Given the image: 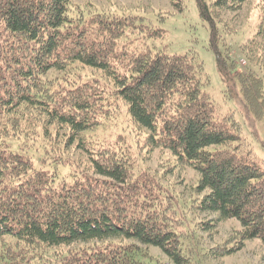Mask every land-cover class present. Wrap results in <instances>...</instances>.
Returning a JSON list of instances; mask_svg holds the SVG:
<instances>
[{
  "label": "trees",
  "instance_id": "16d2710c",
  "mask_svg": "<svg viewBox=\"0 0 264 264\" xmlns=\"http://www.w3.org/2000/svg\"><path fill=\"white\" fill-rule=\"evenodd\" d=\"M244 1L195 4L221 79L261 120L264 0L240 47L256 68L240 70L216 47L222 13ZM138 33L164 31L73 0H0V264H164L148 246L172 264H205L248 239L264 243V168L239 123L216 117L195 53L129 51ZM144 146L168 153L165 173L196 171L204 193L183 202L143 166ZM187 211L217 217L184 228ZM226 219L240 229L205 249L198 232Z\"/></svg>",
  "mask_w": 264,
  "mask_h": 264
},
{
  "label": "rangeland",
  "instance_id": "374dc122",
  "mask_svg": "<svg viewBox=\"0 0 264 264\" xmlns=\"http://www.w3.org/2000/svg\"><path fill=\"white\" fill-rule=\"evenodd\" d=\"M89 9L98 8L141 19L148 27L162 29L161 37H149L144 33L134 34L129 38L128 50L133 52L143 51L147 48L162 50L167 54H184L193 52L203 64V80L207 81L203 87L215 106L217 118L231 114L239 123L240 136L249 145L252 154L264 168V117L255 119L244 106L238 95L237 87L231 83L227 85L220 77L216 68L214 50L210 44V25L198 16L195 0H182L184 9L179 11L174 3L177 0H73ZM259 0H245L241 6L232 11H224L222 21L227 28L217 23L219 38L216 44L218 51L228 49L230 56L235 60L240 70L247 69L248 61L241 52V45L246 38L252 36L259 25L258 8ZM228 30V31H227ZM264 37L263 36H260ZM128 39L122 38L120 44ZM255 60V59H254ZM254 61L250 62L251 68H256ZM260 74H263L260 72ZM111 131L108 126L99 128L94 134L100 138L104 131ZM102 133V134H101ZM102 135V136H100ZM144 146L140 157L146 170L160 178L165 186L170 187L183 202L192 201L204 192L195 193L194 187L198 173L192 169H179L176 167L170 173H165V168L172 166L168 153L159 149L148 152ZM147 151V152H146ZM169 159V162L167 161ZM187 224L184 228L192 226L194 221H210L216 219V214L205 212H189ZM191 217L192 221H191ZM240 229V224L235 219L215 221V226L209 232L199 231L201 242L206 249H212L222 244L227 238L233 236ZM147 250L164 264H172L170 260L157 248L148 246ZM205 264H264V243L258 239L244 241L242 247L230 255L213 256L210 254L203 258Z\"/></svg>",
  "mask_w": 264,
  "mask_h": 264
}]
</instances>
